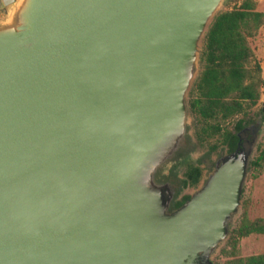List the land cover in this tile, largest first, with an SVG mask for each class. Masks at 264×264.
<instances>
[{"label": "water", "instance_id": "1", "mask_svg": "<svg viewBox=\"0 0 264 264\" xmlns=\"http://www.w3.org/2000/svg\"><path fill=\"white\" fill-rule=\"evenodd\" d=\"M224 1L0 0V264H212L258 125L197 156L185 193L187 94Z\"/></svg>", "mask_w": 264, "mask_h": 264}, {"label": "trees", "instance_id": "2", "mask_svg": "<svg viewBox=\"0 0 264 264\" xmlns=\"http://www.w3.org/2000/svg\"><path fill=\"white\" fill-rule=\"evenodd\" d=\"M256 7L257 0H243L238 7L214 17L204 39V68L189 103L193 114L204 121L214 122L213 132L222 136L221 145L228 152L237 148L239 140L236 133L252 119L236 121L232 130L223 128V124L243 111L245 102L256 104L260 88L264 86L260 67L253 61L254 54L249 44V39L255 37L264 24V12L257 11ZM261 112L264 114V103ZM215 149L212 146L210 151ZM262 163L264 149L251 164L258 167ZM201 176L202 169L195 164L187 166L184 172L189 187L197 186ZM188 199L189 195H184L176 207ZM252 234H264V219L249 220L244 217L233 230L231 240L238 241ZM231 264H264V253L236 258Z\"/></svg>", "mask_w": 264, "mask_h": 264}, {"label": "rangeland", "instance_id": "3", "mask_svg": "<svg viewBox=\"0 0 264 264\" xmlns=\"http://www.w3.org/2000/svg\"><path fill=\"white\" fill-rule=\"evenodd\" d=\"M242 1L243 0H225L219 7L217 13L236 8ZM256 9L257 11L264 12V0H257ZM249 44L254 54L253 61L260 67V77L264 80V24L259 29L256 36L249 39ZM203 52L204 39H202L201 42V53L198 55L196 74L187 94L188 105L195 94V83L204 68L205 62ZM263 103L264 86L260 88V97L256 104L251 105L248 102H245L243 111L233 116L223 124V128L232 130L234 123L238 120L243 119L245 121L247 119H252V122L253 120L258 121L255 135L252 136V138H255V142L253 143L251 149V163L259 156L261 150L264 149V114L261 112ZM213 125V121H204L199 115L193 114L189 106L190 132L194 140L198 143L196 155L190 160V164L195 163L196 157L203 153H210L211 160L226 153V148L221 145L222 136L213 132ZM252 138L245 141H251ZM212 146H215L216 149L210 151ZM251 163L249 165L248 174L242 189L239 211L229 224V237L212 256V264H231L232 260L236 258H247L264 253V234H252L250 236L240 238L238 241L231 240L233 230L238 227L244 217L249 220L255 218L264 219V163L258 167L252 166ZM201 169H203V167H201ZM185 170L186 166L180 169L181 176H184ZM203 174L204 173L202 172V175ZM192 191L193 187H189L185 193L190 194Z\"/></svg>", "mask_w": 264, "mask_h": 264}, {"label": "flooded vegetation", "instance_id": "4", "mask_svg": "<svg viewBox=\"0 0 264 264\" xmlns=\"http://www.w3.org/2000/svg\"><path fill=\"white\" fill-rule=\"evenodd\" d=\"M251 124V123H250ZM250 124H248V125H250ZM255 130H256V128H254V127H252L251 126V132L253 131V133L255 132ZM252 138V135H251V133L249 132H247L246 133V136H245V140H247V139H251ZM237 146H238V143H237ZM227 150V149H226Z\"/></svg>", "mask_w": 264, "mask_h": 264}]
</instances>
